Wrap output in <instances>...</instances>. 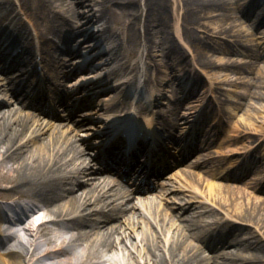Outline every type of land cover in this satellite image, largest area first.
<instances>
[{"label": "bare ground", "instance_id": "6f19581e", "mask_svg": "<svg viewBox=\"0 0 264 264\" xmlns=\"http://www.w3.org/2000/svg\"><path fill=\"white\" fill-rule=\"evenodd\" d=\"M65 1L13 0V3H19L24 7L25 15L31 16L29 17V25L33 31L41 35V45L48 57L51 56L53 47H55L56 52L60 51L62 53L68 49H71V53L77 52L74 44L70 46L65 42L69 39L67 36L70 32V28L66 24V17L64 21L61 15L64 12ZM128 1L133 2L134 0ZM75 3L77 7H84L82 10L77 11L84 13V19L90 24L89 27L87 25L83 27L82 22L73 20L78 31L91 29L90 33L88 31L85 33V36L91 38L92 41L87 42L85 46L87 48L93 47L90 52L105 50L106 53L95 63L100 65L98 69L92 65L79 67L76 65L78 59H74L73 62L69 61L68 73L63 71V65L66 63L64 60H68V58H60V55L56 54L55 57H51L56 69L58 68L54 77L59 79L81 71L67 84V87H73L88 79L96 80L97 83L93 84L94 88L97 84L109 85L113 82L115 83L113 90L103 95L102 101H105V103H110L115 91L122 86H126L123 90L125 96H131L133 99L137 98L140 102L143 101V107H139L137 111L131 112L132 109L128 104L122 110L124 114L131 113L138 123L142 118V121L152 126L151 130L155 135L153 136L154 141L151 142L153 144L149 143L144 148V140L134 138L114 140L115 145L117 142L123 148L122 151L130 155V164H141L149 158V155L154 156L156 154L154 148L162 146L163 140L174 141L172 131L176 129L177 123H186L184 126L187 127L193 122L192 128H195L197 122H194L192 117L207 98V94L200 99L192 98L185 106V111L181 112L182 121L176 122L175 120L179 116L177 106L173 105L168 111L160 110L156 112L154 110V101L157 102L160 95H162L159 89L152 90V94L148 96L146 91L140 88V85L134 86L132 84L133 77H128L129 74L124 75L123 78H126V80H122L120 76L131 69L133 73L137 69L133 67L135 64L136 66L140 64L144 71L155 67L158 64V54L154 52L166 50L165 55L170 56L169 66L173 70L177 68L179 72L171 78L168 74V82L182 87V92H192L191 89H188L189 87L187 88L188 78L186 76L188 75L186 74L189 73L190 76L193 69L187 68L184 50L178 45L174 36L170 37V32L166 29L168 25L166 2L147 0L148 11L142 22V27L143 39L148 44V54L145 57V62L142 60L135 64L132 63L125 52V38H121L120 32L115 26V28L113 27L115 23L120 25L128 23V27L137 34V43L134 47L140 46L142 41H140L141 36L137 32L138 25L131 21L128 11L124 12L122 10L120 12L128 21H120V14L117 10L119 8L124 9L125 5L116 2V0L114 2L113 0H95L92 2L77 0ZM181 3L186 25L192 28L201 27L202 20L206 17L215 18V13L218 19L225 20L233 17L237 12L245 20L253 22L255 28H258L261 25V20L257 17L259 12L255 6L263 5L264 10V0H252L250 5L249 3L248 5L241 3L240 0H181ZM114 4H116V8H112ZM46 18L50 19L51 24L45 28L39 27ZM1 19L0 17V21ZM10 19L11 17L7 21L6 28L18 36L20 31L14 25L15 18L11 21ZM155 23L161 25V28L156 31L153 28L156 25ZM23 27L24 32H26L28 27L26 25H23ZM227 28L221 27L216 33L233 38L236 45H244V41L245 43L248 42L239 33L231 34L232 31ZM176 30L178 34L181 33L179 22ZM51 35L58 38L59 41L55 38L50 39L49 36ZM152 37H155L156 40H153ZM204 37L193 33L191 29L184 32V38L188 42L192 43V39L195 42L194 45L198 50L197 55L199 54L202 63L200 65L204 70L211 71L216 64L221 68H229L228 66L231 65L229 60H216L208 54L209 50L232 52L233 49L231 50L228 46L225 47V44H219L211 36H207V39ZM61 43H64L63 49H59ZM245 45L248 46L249 44ZM101 46H105V49H102ZM21 48L20 55L28 54L29 45H21ZM127 51L130 52L131 47L127 48ZM261 51L264 52L263 47H261ZM248 52L255 54L253 48ZM12 53L13 50L10 47L4 49L0 47V62L7 61V57H11ZM131 54L136 56V50H132ZM200 54L203 56H200ZM182 63L186 64L187 71L185 72L182 71ZM110 65L115 66L109 70ZM237 67L239 73H246L247 75L236 77V75L230 73L222 74L218 72L215 78H222V82L228 86H243V90L239 92L241 97L251 95L264 100V92H248L245 90L246 87L252 85L264 87V75H257L259 81H256L251 65ZM62 72H64L63 75L59 76ZM196 76V74L193 75V78ZM94 88H92L93 93L98 91V88ZM1 89H4V87L0 86V92H2ZM177 90L173 89L171 91L176 93ZM155 95H157V101L154 100ZM11 101V99H6V95H0V103L10 105L12 104ZM162 103L165 104L166 102ZM240 104L239 102V106H237L240 107ZM251 104L255 107L254 117L264 120V103L258 105L251 102ZM156 105L158 104L156 103ZM120 106H123L122 103ZM232 111H235V109ZM137 113H141V117H138ZM206 113L207 110L205 109L201 118H204ZM84 115L91 114L85 113ZM154 115L163 120L164 132L171 131L170 135L165 137L166 135L156 132L153 125ZM169 115L173 118L169 119ZM247 124L246 128L250 131H246L248 134L245 133V135L248 136L245 139L249 140L248 144H238V141L243 138V132L234 123L229 131L226 129L223 131L226 135L223 134V137L219 140L214 139L206 143L202 148H209L218 140L216 143H219L221 147L218 152L222 156L239 153L238 159H242L243 163L237 172L245 170L246 166L258 165V163L264 162V153L262 154L263 157L257 158L252 152L253 144L259 145V147L264 144V126H258L252 121ZM52 128L49 123L40 121L33 114H24L19 112L18 109L10 107L0 109V190L5 187L6 197L17 201L26 199L39 202L50 215L48 220H41L38 216L34 221L27 220L26 222L24 221V214L29 210L24 211L23 209L16 218V223L23 222L20 223L22 226L25 224L23 230L28 236L27 242L32 244L31 248L22 245V242L17 239L18 229L10 231V228H7V233H5L4 227L7 226V223L1 215L0 264H237L238 261L242 260L247 264H260L263 262L264 244L261 239L264 238V196L261 194H264V185H259L264 180V175L260 176V173L253 174L243 187H232L215 181L224 176L213 171L214 169H211L203 177L201 175L195 176L192 174L191 168H187L185 164H182L174 167L172 173L166 178H172V182L175 183L183 180L185 185L169 188L162 186L151 199L145 197L140 199L139 203H129L128 200L115 199L110 196V191L114 190H118L121 197H127L131 194L128 189L123 191L122 188L117 187L115 178L111 179L107 175H98V171L102 170L101 168L104 169V166L100 163H98V166L93 157H86L88 144L83 143L84 147L82 148L75 144L79 142V139L72 137L74 133H72V127L62 129L56 127L53 133L43 138L39 146L29 148L33 142ZM192 134L193 131L190 132V136L191 139H194ZM69 135L72 137V143L67 142ZM89 135L90 133L85 132L82 137L86 138ZM163 137L165 138L163 139ZM184 140L183 145L189 142L188 137ZM192 145L189 144L187 148L181 150L182 156H184V152L190 154L192 150L199 148L192 147ZM108 147L104 152L114 159L112 155L114 145ZM209 155L195 156L186 165L190 167L198 165L200 162H208L207 156ZM233 176L235 175H231L232 178ZM224 178L227 179V177ZM234 178L238 179L237 177ZM168 185L172 184L168 183ZM205 185L208 186L207 191L204 190ZM80 187L81 190L78 192L76 189ZM1 196L5 197L4 195ZM199 198L204 201L201 203L193 202ZM162 204L165 205L161 209ZM217 205L225 210L223 216L214 210ZM174 210L176 212L172 215L170 212ZM177 217H181L182 221L177 223ZM208 218H212V220ZM234 219L252 224L255 228H258L260 235L256 232H249L247 235L239 237L241 229L235 228L232 224V222H235ZM119 221H122L121 224H119ZM143 223L145 229H143L142 234H136L133 230H130V226H141ZM130 231L133 232V238L136 242L130 241L129 238L132 236ZM80 241L89 244L90 252H76L74 250L76 243ZM194 241L205 243L209 248L216 249L219 254L216 257L204 256L199 252L198 245ZM114 244L123 247L122 250H118L120 254L123 253V257L118 258L116 257L117 254H114L115 256L109 259H103V251H113ZM232 245H240L243 249L254 248L258 251V255L248 253L249 255L243 256L241 253L233 251L232 248L235 247H231ZM137 247L140 249L139 253L143 252L144 258L142 260H133L132 253L135 252L134 250Z\"/></svg>", "mask_w": 264, "mask_h": 264}, {"label": "rangeland", "instance_id": "374dc122", "mask_svg": "<svg viewBox=\"0 0 264 264\" xmlns=\"http://www.w3.org/2000/svg\"><path fill=\"white\" fill-rule=\"evenodd\" d=\"M75 1L77 0H66L64 7L66 8V13L68 15H70V13L72 14V18L76 19L75 17H78V19L83 20L82 23L85 22L84 25H87L89 22L84 21V13H82L80 11L79 12H75V10L79 11L80 9L82 10V8L84 7H77ZM86 1H95V0H86ZM163 2H166L167 4V22L168 25L166 27V29L170 32V37L174 36V39H176V42H178V45H180L182 47V50H184L185 52V62L187 64V68L189 69H193V72L191 75H197L196 78L198 79V85L197 88L195 87L194 92L190 95L189 98L192 97H196L199 98L200 96L204 95L202 92H200V89H203V92L206 91L208 89V87L210 86V82H211V78H214V74L221 72L222 74H228L230 73L231 75H236V77L238 76H245L247 75L246 73H239L237 70V66L241 67V66H245L247 67V65H251V67L253 68V72H254V78L256 81H259V78H257V75H264V53H261V50L259 49L260 46L264 45V35L261 33L262 30L260 29H255V27L253 26V23L251 21H247L245 20L242 15L237 12L233 15V17H229L228 19L225 20H220L217 18L216 13L214 15L215 18L212 17H206L205 19L202 20V26L201 27H197V28H192V27H187V23L185 22L184 18H183V10L181 9V0H160ZM240 1H245V0H240ZM114 2V0H113ZM116 2L120 3V4H124L125 8L124 9H118V14H120V12H122V10L124 12L128 11L129 17L131 16V21L136 24L137 23V28H138V33L141 36L140 37V41H142V44H140V46H136L134 47V45L137 43V34L132 31V29H130L128 27V23L127 24H122L120 25L119 23H115V25H113V27L115 26L116 29L120 32L121 36H123L126 40H125V46H126V53H127V48L131 47V51L132 50H136L137 55L135 56V58H133V60H139V59H143L146 57V55L148 54V44L147 42L143 39V20L145 19L146 15H147V11H148V5H147V0H134L133 2H129L128 0H116ZM112 8H116V4L113 5ZM176 8V11H175ZM89 9V8H88ZM120 21L124 22V21H128V19L123 16V14L119 15ZM179 22L180 25V30L181 33L178 34L177 30H176V26ZM156 25L153 27L156 30L161 28V25H159L158 23H155ZM114 27V28H115ZM221 27H228L233 33H239L242 38L244 40H248L247 43H245V41L243 42V44L241 45H235L233 38L224 35H219L217 34V30ZM227 28V29H228ZM189 29H191V31L193 33H196L199 36H206L204 38H208V37H213L212 39L219 42V44H225V47L228 46L231 50L233 49L234 51L232 52H214V51H210L209 50V56H213L212 58H215L216 60L219 59H223V61H227L229 60L230 64L228 67L229 68H221L219 67L217 64L212 68V70L209 73H206L203 69V67L200 65L201 60L199 58V54L198 50L196 48V46L194 45L195 42H193L192 39V43L188 42L185 38H184V32L188 31ZM183 34V35H181ZM120 36V37H121ZM180 36H182L183 38H181ZM208 36V37H207ZM153 40H156L155 37H152ZM91 39H87L79 44L76 45L78 46V53L74 55V57H76V59H78L77 57L81 56V52L84 53L86 52L87 55H96L98 51L95 52H90V50L93 48L92 46L90 48H87L85 45L87 42H90ZM245 44H249L248 47ZM231 46H233L234 48H232ZM236 48V49H235ZM251 48H253V50L255 51L254 53H249L248 51L251 50ZM238 50V51H236ZM131 51L129 53H131ZM166 51V50H165ZM163 50V52L157 51L154 52L155 54H158L157 59H158V64L155 67H151L148 71V76L147 79L154 77V79H156V81H151L148 80V82H146V87H148L150 89V87L153 86V84H159V88L160 90L165 94L164 97H162V99L159 101L160 102V108L165 109V106L161 105L163 101L168 102L167 106H170L171 103V92L170 90L173 88V84L171 82H168V78L173 77V75H177L179 74V72L177 71V68H174V70L169 66L170 63V56L165 55V52ZM128 54V53H127ZM63 56V55H62ZM103 55H101L102 57ZM200 56H203L200 54ZM100 57V58H101ZM100 58H96L93 60V63L97 62ZM186 64L182 63L183 66H181L182 71H187L186 69ZM261 72H260V71ZM169 74V77L167 76ZM162 79V82H160V80ZM206 79V80H205ZM202 80V81H201ZM223 79L219 78L217 80H215L214 82V93H213V97L212 99H216L217 103H218V109L221 111L222 114V122L224 121H228V124H230L229 126H232L235 124H237L240 127L241 131H247L249 132L250 130H247V126H248V122L252 121L255 122L258 126H264V120L260 119L258 117H254V111H255V107L252 106V103H256L259 105V103H264V100L258 99L256 97H253L251 95H247V96H243L241 97L239 92L241 90H243V86L241 85H237V86H228L225 85L223 83H221ZM0 85H8L7 80L4 79L1 75H0ZM9 86V85H8ZM220 87H224L227 88L225 89V91L220 90ZM8 88V87H6ZM205 89V90H204ZM5 91L4 94H6L7 90L3 89ZM199 90V91H198ZM245 90H247L248 92H252V91H261L264 92V87H258L257 85H252L249 87H246ZM222 94H226V95H222ZM9 93L7 94V99H9ZM99 102L98 99H96V102ZM125 102H130L132 103V101L130 99H126ZM239 102L240 107L239 106ZM13 105L15 104H6V105H0V107H13ZM140 105V104H139ZM238 105V106H237ZM233 109H235V111H232ZM263 110V109H262ZM99 112V109L97 110ZM98 114H94L92 116L89 117H95L97 118ZM243 118V119H242ZM75 119H80L79 116H76ZM247 121V122H246ZM58 124H62L60 126V128L58 129H62L63 126H68L70 125V123H67L66 121H61V122H56L54 124V128L59 127ZM99 122L96 121H84L82 123H79L73 133L72 137H77L80 138V134H82L84 131H87V127H96L98 126ZM180 130V128H178V131ZM54 129L47 131L43 136H41L37 141H35L32 145L29 146L30 149L35 148L36 146H39L40 143H42L43 138L47 137L49 134L53 133ZM91 134L96 133V131L90 130ZM93 136V135H92ZM72 137H70V135L68 136V139L71 141ZM81 139V138H80ZM239 144H247L248 140L247 139H241L240 141H238ZM80 144V143H79ZM81 146V144L79 145ZM219 148V144L216 143L214 144L209 150L208 152L212 154L213 157L217 156V150ZM206 153V152H205ZM195 154V153H193ZM235 157L232 156H227V157H218L217 159H214L213 161H219V165L220 167L218 168L219 170H217L220 174L222 175H226L228 173L229 169H232L233 166V161H234ZM215 165V164H212ZM211 166L208 165H202L200 167H198L196 169V174H194L195 176H199L201 175L202 177L205 176L207 174V170L210 169ZM214 169H217L216 167H214ZM218 183H223L224 185H229V186H239V187H243L244 184L240 183V182H235L232 180H223V179H217L215 180ZM173 186L176 187H182L181 185H185V181H180V183H172ZM169 186H167L168 188ZM79 190V189H78ZM204 190L207 191L208 190V186L205 185L204 186ZM157 191V189H156ZM190 194V193H189ZM1 195H4L5 197L3 198ZM264 196V195H263ZM6 197V191H5V187L3 189L0 190V199H5ZM204 200L202 198L196 199L195 201H193L194 203H201ZM162 203H164V201H162ZM212 204V203H211ZM162 204L161 209L163 208ZM172 206V205H169ZM212 206H214V204H212ZM213 208V207H212ZM39 210L41 209H36V211H34V213H37L39 215H41V217L43 218H48L47 212H40ZM214 210L216 212H219L220 215H224L223 211H225L223 208H221L220 206H215ZM176 212V210L171 211L170 213L172 215H174V213ZM33 213L30 214V217ZM37 214V215H38ZM37 217V216H36ZM178 221L177 223L181 222V217H177ZM209 220H212V218H208ZM235 222H232V224L235 226V228L241 229V234L239 235V237H243L245 235H247L249 232H256L258 235L259 231L258 228H255L252 224L247 223V222H241L238 220H235ZM115 222V221H112ZM122 221H119V224H121ZM143 229H145V224L143 223L141 226H136V227H131L130 226V230H133L134 233L138 234H142ZM133 232L130 231V234H132ZM262 236V235H261ZM27 234H25V231H23L20 228L19 234H18V239L22 240V242L24 243V245H27ZM130 241H135V238H133V234L132 236L129 238ZM262 243L264 244V238L261 239ZM195 244L198 245V250L199 252L203 253L204 255H207L209 257H216L219 253L218 251H216L215 249L211 250L206 248L202 243H200L199 241H194ZM233 247V245L231 246ZM113 251H104L103 252V258L104 259H109L113 256H115L117 254L116 257H123V253H119L118 250H122L123 247L120 245V247H118V245L114 244L113 247ZM139 247H137L136 250H134L135 252L132 253V257L133 260H142L144 258L143 252L139 253L140 249H138ZM84 249V250H83ZM142 249V248H141ZM234 251L241 253L243 256L244 255H249V254H253V255H258V251H256V249L254 248H250V249H243L241 248L240 245L235 246V248H233ZM74 250L76 252H81V251H86V252H90L89 251V246H87L86 243H78L75 245ZM125 252V251H123ZM129 252V251H128ZM249 253V254H248ZM115 254V255H114ZM128 261V258H127ZM102 264H108V263H102ZM237 264H246L245 261H238ZM260 264H264V258H263V262Z\"/></svg>", "mask_w": 264, "mask_h": 264}]
</instances>
